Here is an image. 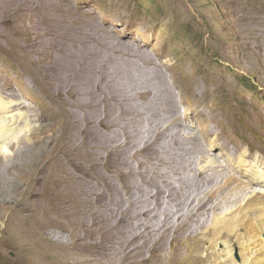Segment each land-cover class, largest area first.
Here are the masks:
<instances>
[{
	"label": "bare ground",
	"instance_id": "6f19581e",
	"mask_svg": "<svg viewBox=\"0 0 264 264\" xmlns=\"http://www.w3.org/2000/svg\"><path fill=\"white\" fill-rule=\"evenodd\" d=\"M14 5L10 0L0 3V23L11 19L9 9ZM53 16L41 18L37 32L12 45L18 60L24 49L25 60L37 66L39 112L28 115L22 112L27 105H18L14 109L21 111L6 120L1 113L11 101L0 97V150H9L0 155V191L7 178V189L17 197L6 216L5 235L27 245L31 233L41 228L53 195L78 202L81 208L71 212L79 215L76 241L106 251L108 264H166V242H174L169 260L179 258L177 242L209 221L215 225L210 247L217 264H264V256H259L264 251V171L258 161L247 160L243 152L204 164L223 143L213 135L201 141L199 136L207 132L203 124L189 132L192 125L186 122L181 99L166 70L144 45L112 35L94 17ZM4 33L0 30V36ZM47 119L52 126H44ZM34 128L39 131L32 132ZM26 132H31L32 140ZM225 160L229 174L243 181L224 173ZM249 182L260 189L249 192ZM55 186L61 188L51 194ZM241 199L243 208L223 219L222 213L228 211L223 205L236 207ZM249 216L258 235L250 238L252 244L240 252L242 262L237 263L222 233L237 232ZM104 223L106 228L95 236L97 225ZM217 223H223V231Z\"/></svg>",
	"mask_w": 264,
	"mask_h": 264
},
{
	"label": "rangeland",
	"instance_id": "374dc122",
	"mask_svg": "<svg viewBox=\"0 0 264 264\" xmlns=\"http://www.w3.org/2000/svg\"><path fill=\"white\" fill-rule=\"evenodd\" d=\"M5 1L9 0H0V3L4 4ZM10 1L16 8L9 9V21L3 20L0 23V30L7 32L0 36V97L11 101V106L14 105L1 113L6 120L11 118L10 115L15 117L21 111L15 110L16 106L22 108L27 105L24 106L27 108H22V112L28 115L39 112L40 108L36 100L41 90V76L35 69L37 66L30 65L25 60L24 49L18 54L22 57L19 56L20 60L13 55L14 42L23 39L25 34L33 35L39 30L43 20L54 19L53 15L57 13L67 17L90 16L109 27L112 35L125 40L137 39V42L144 45L156 63L166 70L182 101L183 111H187L186 122L192 125L189 132L193 134L203 124L207 127V132L202 137L199 136L201 141H205L204 137L213 135L223 143L222 148H216L215 154L205 159L204 164L211 158L219 160L227 158V155H233L234 158L245 152L248 154L246 159L258 161L264 171V0ZM27 5L33 8H28ZM9 26L14 29L13 33H9ZM23 27L27 28L26 33ZM10 90L14 91V96ZM43 124L52 126V121L47 119ZM32 125L38 128L40 123L33 119ZM37 128L32 132H38ZM24 135L32 140L31 132ZM224 146L229 153L225 152ZM6 153H9L6 148L0 150V155ZM225 161L224 173L234 177L236 182L243 181L235 174H229L230 167L228 161ZM8 185L10 183L6 178L2 188L4 190L0 191V212L4 213L0 216V246L3 248L0 251V264H108L106 251L99 250L96 244L90 248L78 245L75 233L80 231L76 223L79 215L75 216L71 212L81 206H77L78 202L73 198L52 195L49 206L41 217V228L31 233L27 245L20 244L18 239L14 240V236H6V216L17 203V197L7 189ZM56 188L61 187L55 186L51 194L58 191ZM259 189L258 184L248 183L249 192ZM245 199H241L236 207L223 205L222 210L228 211L222 213L221 217L224 219L243 208ZM63 205L70 209L66 211ZM97 209L104 211L102 207ZM249 218V221L244 220L238 225L237 232L222 233L221 239L229 242L233 248L232 258L237 263L242 262L240 252L252 244L250 238L258 235L255 234L257 229H252L253 218ZM209 222L202 230L177 242L181 255L173 258L175 261L168 258L173 251L174 242L167 241L166 264H217L218 256L214 254V247H210L215 225ZM105 225L106 223L97 225L95 236L106 228ZM216 227L224 230L223 223H217ZM263 253L264 251L260 252L259 256H264ZM116 256L114 255L115 258Z\"/></svg>",
	"mask_w": 264,
	"mask_h": 264
}]
</instances>
